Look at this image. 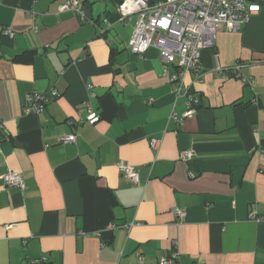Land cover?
Instances as JSON below:
<instances>
[{"label": "crops", "instance_id": "0c3cea01", "mask_svg": "<svg viewBox=\"0 0 264 264\" xmlns=\"http://www.w3.org/2000/svg\"><path fill=\"white\" fill-rule=\"evenodd\" d=\"M60 1L0 0V264H264V4L201 50L202 81L185 76L199 105L175 120L186 96L156 47L130 51L120 0H79L91 18ZM33 92L49 95L38 114L25 109ZM88 108L93 124L80 122ZM8 170L24 189L4 185Z\"/></svg>", "mask_w": 264, "mask_h": 264}, {"label": "built area", "instance_id": "2783aa9c", "mask_svg": "<svg viewBox=\"0 0 264 264\" xmlns=\"http://www.w3.org/2000/svg\"><path fill=\"white\" fill-rule=\"evenodd\" d=\"M263 4L264 0H120L116 11L122 20L134 19L128 41L130 51L143 54L149 47H156L162 64L161 76L173 84L175 97L186 96V110L180 116L171 113L173 119L180 120L192 116L199 105V98L190 92V85L185 83V76L191 72L194 74L192 82L202 81L201 50L214 45L218 29L239 30L251 15L259 12ZM82 5L79 0H61L57 10H72L85 18ZM3 33L14 36L9 27H5ZM237 68L238 66L222 67L219 64L215 66V70L224 77ZM242 80L253 82L251 77H243ZM48 92L51 97L58 95L55 89ZM48 96L47 93H29L25 109L35 114L42 112L49 100ZM98 119V112L88 108L80 122L93 124ZM2 132L3 123L0 122V142L5 138ZM58 140L64 144L74 143L75 134L62 135ZM157 143L158 140H151L153 147ZM191 156V149L183 150L179 154L181 160H189ZM117 168L124 177L133 182L138 181V168L127 160L121 159ZM3 183L20 190L25 188L21 175L13 170L3 174ZM173 213L179 218L184 216V211L178 208H174ZM249 217L255 221L263 220L254 212H250ZM174 256H161L158 264H175ZM36 262L31 260V263Z\"/></svg>", "mask_w": 264, "mask_h": 264}, {"label": "water", "instance_id": "95a60500", "mask_svg": "<svg viewBox=\"0 0 264 264\" xmlns=\"http://www.w3.org/2000/svg\"><path fill=\"white\" fill-rule=\"evenodd\" d=\"M82 10H83V13H84L86 18H91L90 6H89L88 3L82 5ZM59 57L63 61L64 58H67V54L66 53H61V54H59Z\"/></svg>", "mask_w": 264, "mask_h": 264}, {"label": "trees", "instance_id": "16d2710c", "mask_svg": "<svg viewBox=\"0 0 264 264\" xmlns=\"http://www.w3.org/2000/svg\"><path fill=\"white\" fill-rule=\"evenodd\" d=\"M28 59H31L33 57V53L32 52H28ZM3 133V132H2Z\"/></svg>", "mask_w": 264, "mask_h": 264}]
</instances>
